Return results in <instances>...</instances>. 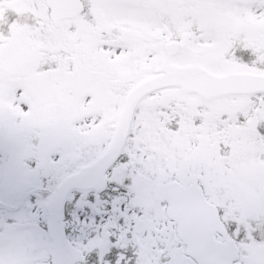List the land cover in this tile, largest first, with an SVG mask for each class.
<instances>
[{"label":"snow or ice","instance_id":"1","mask_svg":"<svg viewBox=\"0 0 264 264\" xmlns=\"http://www.w3.org/2000/svg\"><path fill=\"white\" fill-rule=\"evenodd\" d=\"M93 5L128 38L88 48ZM0 130L83 211L0 264H264V0H0Z\"/></svg>","mask_w":264,"mask_h":264},{"label":"rangeland","instance_id":"2","mask_svg":"<svg viewBox=\"0 0 264 264\" xmlns=\"http://www.w3.org/2000/svg\"><path fill=\"white\" fill-rule=\"evenodd\" d=\"M95 5L92 20L89 21L90 34L87 37V47L94 50L99 42L119 43L122 38H128V30L119 24H109L106 19L95 14ZM107 28V31L102 29ZM172 34L183 36L176 30L175 24L170 25ZM76 33L68 35V39H75ZM175 42V40H169ZM142 63V62H140ZM180 64L173 60L171 65ZM34 145L29 135L20 133L10 135L0 130V236L13 226H19L21 234L36 232L47 233L44 227L47 221L45 207L48 199L53 197L56 186L67 177L62 169L48 168L37 169L33 157ZM43 189V190H38ZM79 193L72 192L66 200L65 226L76 220ZM23 218L24 222L21 223ZM73 228L70 226L68 244L77 241L78 237L72 236ZM48 260V256L43 257Z\"/></svg>","mask_w":264,"mask_h":264},{"label":"water","instance_id":"3","mask_svg":"<svg viewBox=\"0 0 264 264\" xmlns=\"http://www.w3.org/2000/svg\"><path fill=\"white\" fill-rule=\"evenodd\" d=\"M170 51L174 52L176 44H168ZM191 67V65H188ZM174 68H180L176 66H172ZM81 181H77L75 179L66 178L64 179L56 188V193L54 195V199L51 200L48 207H46L48 213V223L47 229L55 223L60 231L62 236L64 237L62 220H63V208L64 202L67 194L73 189H80L81 188Z\"/></svg>","mask_w":264,"mask_h":264}]
</instances>
